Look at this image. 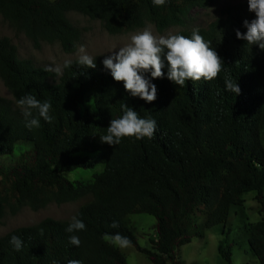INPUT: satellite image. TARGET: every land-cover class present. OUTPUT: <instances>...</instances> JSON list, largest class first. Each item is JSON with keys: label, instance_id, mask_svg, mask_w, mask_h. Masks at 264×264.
Masks as SVG:
<instances>
[{"label": "trees", "instance_id": "1", "mask_svg": "<svg viewBox=\"0 0 264 264\" xmlns=\"http://www.w3.org/2000/svg\"><path fill=\"white\" fill-rule=\"evenodd\" d=\"M213 1L166 0L153 7L151 0H0V16L37 47L59 43L72 53L81 31L68 19L70 12L102 21L111 35L146 23L163 32ZM254 18L246 1L199 29L221 58L222 71L211 81L189 80L181 87L167 79L165 68V76L153 80L157 98L150 103L131 97L123 82L111 77L102 63L105 55L94 58L95 68L73 62L58 75L21 60L12 41L0 38V78L14 98L0 97V220L7 210L38 211L93 196L76 214L86 224L85 231L75 233L79 247L68 243L70 220L46 219L0 238V264H67L70 259L128 264L106 237L117 232L153 264H184L177 249L204 238L206 231L225 229L231 209L243 206L246 194L255 193L264 205V51L236 37L237 29L246 31L244 20ZM225 79L238 83L240 95L225 90ZM26 94L51 102V123L41 120V127L31 131L24 126L16 102ZM124 104L156 121L154 136L102 143L99 135L123 114ZM97 166L104 169L88 187L65 176ZM138 214L156 220L150 250L140 247L127 222ZM113 221L119 228L110 227ZM249 233L250 251L264 264V223ZM13 234L23 241L19 252L9 243ZM218 252L232 264L227 240Z\"/></svg>", "mask_w": 264, "mask_h": 264}, {"label": "rangeland", "instance_id": "2", "mask_svg": "<svg viewBox=\"0 0 264 264\" xmlns=\"http://www.w3.org/2000/svg\"><path fill=\"white\" fill-rule=\"evenodd\" d=\"M247 0H215L206 7H196L191 10L185 22L181 25L173 26L163 32H159L152 23L135 31L128 33L111 35L100 20H93L85 15L76 12L68 13L70 22L81 31V39L75 52L64 51L59 43H41L37 47L23 32L15 29L8 21L0 16V38H9L17 48L18 56L21 60L32 62L35 66L44 68L53 73L61 75L66 61L75 62L78 49L83 46L86 52L93 58L108 55L116 47L127 44L130 36L138 31L149 29L154 35H166L168 33L180 34L192 32L194 29H208L216 20L226 16L229 8L242 4ZM0 97L11 101L14 98L8 88L0 78ZM264 144V133L262 135ZM25 149V148H23ZM19 153V152H18ZM102 166H97L93 170H77L65 176L72 182L80 183L85 187L94 182V177L103 171ZM244 204L241 207H233L230 211L228 224L223 227H216L206 231L204 238H195L190 244L177 249L178 258L184 264H227L218 252L219 243L227 240L232 248V264H259L258 260L251 253L248 245L249 231L253 225L264 223V205L256 199L255 193L244 196ZM93 201L91 193H87L76 201L58 205L51 203L45 208L34 211L29 207H23L18 213L12 214L9 210L0 220V238L11 231L22 228L36 226L46 219L57 221L71 220L72 216L86 204ZM206 217L199 223L203 224ZM129 226L132 228L140 247L151 249V239H155L156 220L145 214L132 215L127 218ZM231 230V231H229ZM223 231V232H222ZM228 233V234H225ZM116 247V246H115ZM125 256L128 264H153L147 257L129 245L127 248L117 247Z\"/></svg>", "mask_w": 264, "mask_h": 264}, {"label": "clouds", "instance_id": "3", "mask_svg": "<svg viewBox=\"0 0 264 264\" xmlns=\"http://www.w3.org/2000/svg\"><path fill=\"white\" fill-rule=\"evenodd\" d=\"M153 7L166 4V0H151ZM248 10L255 14L251 21L245 19L243 26L245 32L236 30V37L246 41L249 45L258 46L264 51V0H247ZM105 55L102 63L105 70L117 82H123V87L131 97H138L146 102L157 98V86L153 80L166 77L175 86H184L186 81H199L202 78L213 80L222 71V60L216 49L210 47L199 33L194 29L190 36L168 33L156 36L149 29L138 31L130 36V41L116 47ZM72 61H66L64 67H70ZM75 63L87 68H95L96 60L89 55L85 48L78 49ZM50 70V69H49ZM225 90L240 95L238 83L225 79ZM17 106L24 117V126L29 130L41 127V120L51 123L52 105L50 101L38 100L32 94L21 96ZM122 115L112 118L106 132L100 136L102 143L110 146L119 145L123 138L134 137L136 140L152 138L156 131V121L152 118H142L134 108L122 105ZM111 228H119L118 221H113ZM86 230V224L77 215L72 216L65 231L69 233L68 243L79 247L81 240L78 235ZM110 242L121 249L127 248L131 241L119 232L107 235ZM10 245L17 252L23 247L22 239L13 234L9 240ZM67 264H81L80 260L70 259Z\"/></svg>", "mask_w": 264, "mask_h": 264}]
</instances>
